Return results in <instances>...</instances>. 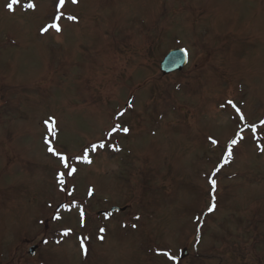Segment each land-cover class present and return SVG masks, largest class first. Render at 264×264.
<instances>
[{
	"label": "rangeland",
	"instance_id": "rangeland-1",
	"mask_svg": "<svg viewBox=\"0 0 264 264\" xmlns=\"http://www.w3.org/2000/svg\"><path fill=\"white\" fill-rule=\"evenodd\" d=\"M9 2L0 264H264V0ZM174 49L189 64L163 75Z\"/></svg>",
	"mask_w": 264,
	"mask_h": 264
},
{
	"label": "snow or ice",
	"instance_id": "snow-or-ice-1",
	"mask_svg": "<svg viewBox=\"0 0 264 264\" xmlns=\"http://www.w3.org/2000/svg\"><path fill=\"white\" fill-rule=\"evenodd\" d=\"M65 2H66V0H58V9L64 7ZM77 2H78V0H71V3H72V4H76ZM19 3H20V0H10V2L6 4V7H7V9H8L9 11H13V10H14V6L17 5V4H19ZM27 7H28V8H34L35 5L32 4V3H29V4L27 5ZM61 15H62V14H57V15H55L54 19L57 20V21L60 20ZM67 19L70 20V21H73V20H76V17L71 16V15H68V16H67ZM49 28H54L55 31L58 32V33L61 31V28H60V26H59L58 23H52V24H50L48 27H44V28H42L41 31H42V32H47V31L49 30ZM184 51H185V53H186V50H184ZM177 87H179V86H177ZM227 104H228V105H231L233 108H235V110H236L237 113H240V109L236 106V104H235L232 100H228V101H227ZM129 107H131V102H129ZM123 114H124V113L121 112L119 115H123ZM240 119H242V120L244 119L242 113H240ZM45 123H48V121H45ZM262 123H264V122H262ZM117 129L122 130L124 133H128V132H129V128H128V127H123V128L121 129V126H120L119 124L114 125V127H113V129H112V132H115ZM252 131L255 132V126H252ZM109 135H111V133H109ZM212 143L215 144V143H217V142H216L215 140H213ZM236 144H237V140L233 139V140L230 142V144L228 145V151H227V154H226V157H225V163H227L228 160L231 158V156H232V146H233V145H236ZM97 147L103 148V147H104V144L101 143L99 146L93 144V145L91 146L92 151H96V150H97ZM48 151H49V152H52L53 155H58V156H59L60 162L62 163L63 167H64L65 169H68L67 175L71 176V175H73V174L77 171L76 168H74V167H72V166L70 165V163H69V158H68L67 156L60 155V154L57 153L52 147H49V148H48ZM262 151H264V149H262ZM77 159H83L84 162L89 163V164L92 163V161L88 158V150H87V149H85L84 152H83V154H82V156H81V157H77ZM218 171H219V168L216 169V172H218ZM212 175L215 176V172H213ZM64 176H65V173H64V172H59V173H58L57 178H58L59 183H60L61 185L64 184ZM209 183H210V185H211V189H212L213 196H212V203H211V205L208 207V212H212V211L215 210V207H216V204H215V195H214V193H215V191H216V184H217V182H216L215 179H210V180H209ZM91 194H92V192H91V190H89V195H91ZM83 215H84V213H83V211H81V217H82V218H83ZM55 218H56V219H59L60 217H59V216H56ZM137 219H139V217H137ZM197 219H199V217H197ZM82 226H83V224H82ZM133 227H135V225H133ZM104 231H105V229H103V228H100V229H99V232H101V233H103ZM69 232H70V230H66V231L63 233V235H64V236H67V235L69 234ZM86 239H87V237H84V238H81V239H80V247H81V249L83 250V252H84L85 255L87 254V248H86V246H85V240H86ZM100 239H103V236H101ZM44 242L47 243V241H44ZM57 243H59V241H57ZM164 255H165V256H168L169 259H175V257L169 255V253H167V252H165Z\"/></svg>",
	"mask_w": 264,
	"mask_h": 264
},
{
	"label": "water",
	"instance_id": "water-1",
	"mask_svg": "<svg viewBox=\"0 0 264 264\" xmlns=\"http://www.w3.org/2000/svg\"><path fill=\"white\" fill-rule=\"evenodd\" d=\"M188 55L182 49H176L169 51V53L165 56L164 61L161 62L160 68L161 72L164 75H169L178 71H182L185 69L186 65L188 64ZM113 211H124L125 209L121 208H113ZM32 254L35 252V248H32L30 253ZM187 252L184 253L185 256Z\"/></svg>",
	"mask_w": 264,
	"mask_h": 264
},
{
	"label": "flooded vegetation",
	"instance_id": "flooded-vegetation-1",
	"mask_svg": "<svg viewBox=\"0 0 264 264\" xmlns=\"http://www.w3.org/2000/svg\"><path fill=\"white\" fill-rule=\"evenodd\" d=\"M40 248H42V245H39V249ZM35 259V257H32V260H34ZM29 261H31V260H29ZM32 262V261H31Z\"/></svg>",
	"mask_w": 264,
	"mask_h": 264
}]
</instances>
